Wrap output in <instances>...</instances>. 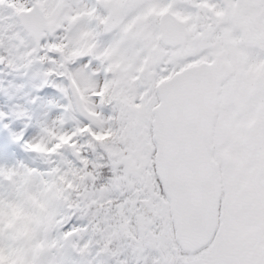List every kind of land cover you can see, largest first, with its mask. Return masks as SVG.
Wrapping results in <instances>:
<instances>
[{
  "label": "rangeland",
  "instance_id": "rangeland-1",
  "mask_svg": "<svg viewBox=\"0 0 264 264\" xmlns=\"http://www.w3.org/2000/svg\"><path fill=\"white\" fill-rule=\"evenodd\" d=\"M36 1L51 27L49 40L55 39L58 44H45L42 40L36 47L20 26L16 13L29 9L31 0H0V123L7 118L17 134L27 130L28 138L35 142L34 151L17 150L18 159L0 160L3 259L7 264L35 261L36 246L29 239L38 221L36 203L47 196L46 186L40 183V174L36 173L43 170L46 175V170L50 169L57 171L52 184L58 182V178L69 183V193L76 194L75 201L78 198L75 205L71 199L66 202V209L74 212L60 211L58 219L63 227L55 229L51 244L64 240V229L70 225H79L82 229L86 220L90 225L91 205L115 198L120 184L130 191L134 184L138 186L133 189L126 215L121 220L112 217L118 212L102 208L98 221L110 220L111 223L91 224L92 231L75 234L71 246L74 254L81 253V256L77 261L72 257L67 264H179L184 259L192 262L173 243L168 204L150 161L154 147L148 135L157 82L206 58L207 48L200 51L204 52L201 55L195 54L191 39L176 53L163 49L158 42L160 14L169 7L176 16L180 11L188 18L190 6L184 5L179 10L177 0ZM57 52H67L69 59L58 62ZM236 59L239 61H235L236 75L227 87L229 100L224 101L225 113L218 119L214 138V154L223 167L221 175L228 180L224 209L228 211L233 229L241 224H264V180L252 186L242 180L256 179L257 173L264 178V160L261 159L264 156L260 154L259 144L252 145V152L244 145V132L240 136L236 133L239 126L234 115L236 113L241 120V112L248 111L246 103H249V118L253 120L257 116L256 106L264 94L254 96L251 101L242 98L244 77L248 78L249 91L256 88L259 56L249 57L245 64L244 58ZM77 60L75 70L80 86L76 88L71 84L69 88L62 83L69 75L65 64H75L73 61ZM227 111L233 115L227 116ZM73 129L77 130L74 146L68 145ZM224 130L228 135L227 146L218 134ZM103 152L112 162L113 174L107 179L114 188L96 192L83 188L78 195L76 185L69 180V172L63 166L78 162L84 167ZM248 163H254V167H249ZM5 168L7 171L3 170ZM74 172L76 170L71 172V178ZM89 175L86 172L87 178ZM86 183L88 185V181ZM255 212L261 217L250 222L248 214ZM142 241L148 242L147 247L141 246ZM106 243L109 246L102 252L99 246ZM114 246L118 248L116 255V250H112ZM58 248L55 244L53 251L57 252ZM191 262L185 264H194Z\"/></svg>",
  "mask_w": 264,
  "mask_h": 264
},
{
  "label": "water",
  "instance_id": "water-1",
  "mask_svg": "<svg viewBox=\"0 0 264 264\" xmlns=\"http://www.w3.org/2000/svg\"><path fill=\"white\" fill-rule=\"evenodd\" d=\"M16 18L30 38L29 29L37 30L41 21L49 25L36 0H31L29 9L19 10ZM158 28L164 48L186 44V24L170 9L159 16ZM41 42L33 41L36 47ZM234 70L226 51H219L212 61L202 60L176 71L155 87L153 166L168 203L175 243L183 253L202 249L218 226L222 186L213 135L221 88Z\"/></svg>",
  "mask_w": 264,
  "mask_h": 264
},
{
  "label": "flooded vegetation",
  "instance_id": "flooded-vegetation-1",
  "mask_svg": "<svg viewBox=\"0 0 264 264\" xmlns=\"http://www.w3.org/2000/svg\"><path fill=\"white\" fill-rule=\"evenodd\" d=\"M177 1H178L177 5L179 10L183 9L184 5L190 6L188 8V12L191 15L188 16V18H185L180 11L177 16L179 19L183 20L186 24L188 30L187 42L190 39L194 42L195 48H193V51H195V54L201 55L202 53L207 51L206 54L204 55L206 58L204 57L203 58L206 61H212L219 51H226V55L230 60V62L233 64L235 69L233 76L230 77L222 85L221 92L219 95L218 115L215 124L214 135H213V143H214L215 134L217 133V126L219 124L218 119L221 117V115L225 113L223 111L224 101H226V99H228L227 97H229V95L227 96L228 94L227 87L230 85L231 83L230 81L236 75L237 66H238L236 65L235 62L237 60L236 58H240V57L244 58L245 59L244 64H245V62H248L246 60L249 57L253 59L254 57L259 56V63L257 64L259 65V72L257 74V79L254 84L256 88L255 90L249 91L247 88L248 78L244 77L243 83L245 88L243 90L242 99L244 101L247 100L251 101L252 99H254V96H257L259 94H264V0H177ZM167 9L170 8L168 7ZM190 25H192L193 27L190 28L189 27ZM221 41L222 44H218ZM206 44L207 46H205ZM184 48L185 45L183 47H177L174 49H170V48L167 49L163 48V49L172 51V53H176V51H182ZM205 48L207 49L204 52L200 53V51L204 50ZM251 61L252 60H250L249 63ZM237 62L239 61L237 60ZM167 77L168 76L162 77L161 80L166 79ZM159 82H157V84ZM155 87H154V94H155ZM224 94H226V96H224ZM155 103L157 104L156 95H155ZM246 104L248 107V111L243 113L241 112V120L238 117V115L234 113L237 121V125L239 126V128H237L238 130L236 131V133L240 136V134L244 132V138L242 136V141L244 145L249 148L248 150L250 152H252L251 150V147H253L252 145L256 146L257 144H259L260 154L264 156V97L261 99V102L256 106L257 116L253 120L249 118L250 110H251L249 103ZM227 113H229L227 114V116L233 115V112L231 111H227ZM152 114H153V108H152ZM147 119L148 118H146V121ZM151 122H150V126H151ZM218 134L221 137V140L224 141L225 146H227L228 135L226 134V130H224L223 132L221 131L220 133L218 132ZM148 135L149 136L152 135V127H150V130L148 131ZM214 152H215V147H214ZM215 158L217 159L216 156ZM261 159L262 161L264 160V158ZM248 166L254 167V163L253 164L248 163ZM259 167L255 168L256 173ZM220 170H221V174H223V167L221 164H220ZM257 176L258 178L256 179L247 177V178H243L242 180L243 182H246V184H249L250 186L259 185L261 184V180H264V178L261 177L259 173H257ZM231 180H235V179L232 178ZM226 181L228 182V180L224 177V175H221L222 194H221V201H220V208L218 215V226L216 232L217 233L221 232L223 228L227 226L231 230L230 232L231 235L247 236L256 233L258 229L264 227V224L256 223V224H248L246 226H244V224H241L240 227H235V229H233V226L231 225V221L229 220L230 216L228 214V211H225L224 209L225 199L227 196L226 190L228 185ZM248 216L250 222H254L260 219L261 214L255 212V214L251 213L248 214ZM174 245L176 244L174 243ZM209 247H211V245H209ZM206 253H207L206 248H202L199 251L192 254L183 253L181 251V254L184 257H188L192 259V262H194V264L197 260H200L204 255H206ZM184 260L185 261H180L179 264H185V262H191L187 259Z\"/></svg>",
  "mask_w": 264,
  "mask_h": 264
},
{
  "label": "trees",
  "instance_id": "trees-1",
  "mask_svg": "<svg viewBox=\"0 0 264 264\" xmlns=\"http://www.w3.org/2000/svg\"><path fill=\"white\" fill-rule=\"evenodd\" d=\"M90 156H92V154H90ZM99 156H94V162H87V165L84 167L78 162L63 166L69 172V180L72 179L73 183L76 185L78 195H80V193H82L84 189L89 192H96L100 189L114 188V186H110V181H108L107 179L113 174L112 162L110 161L108 154L105 152H103ZM150 161L151 163H153V159H151ZM74 170H76V172L73 173L74 175L71 178V172ZM46 171H48V174L46 175L43 174V170L39 171V173H36L37 175L40 174V183L46 186L47 196L36 203L38 204V221L36 230L33 231L32 238H30L29 240L32 241L36 246V249H34L36 254L35 261L43 260L45 264H67L69 260H72V257L73 261H77L81 256V253L74 254V247L71 246L73 238L71 240H66V238H64V240L56 241L55 244L59 247L57 252L53 251V247L55 246V244H51L50 242L55 229L61 227V221H59V219L56 217L59 215L61 210H65L67 208L68 205H66V202L68 200L71 199V201H74L75 205L77 204L76 202L78 198L76 197L77 200L75 201L76 194L69 193V183L61 182L58 178V182L54 181L52 184L51 181L55 179L54 177L57 171H52L50 169H47ZM86 172H89V178L85 176ZM28 181L32 183L31 178H29ZM87 181L88 185L86 183ZM122 185L124 184H120L119 186H117V190L115 192L119 194L115 198L106 199L104 202H99L96 205H91L93 206L91 207L93 210V215L90 217L91 224L95 225L97 223V225L100 224L102 226L103 224V226H105V224L111 223L110 220H107V223L106 221L104 222L102 220L98 221L99 212L103 213V210H101L102 208L108 209L110 212H118L117 215H112L113 218L118 217V219L121 220V218L126 215V209L129 206V199L131 198L133 189H137L138 186L134 184L130 188V191L128 188L124 189L123 187H121ZM118 196L121 197V200ZM85 212L86 211H84V214ZM87 222V220L84 221V226L82 225L84 228L78 229V233H86L92 231L91 224L89 225ZM85 226L87 227L85 228ZM143 244L145 245L143 246ZM147 244L148 242H141V246L143 247H147ZM108 246L109 243L101 244L99 248L102 252H104L106 251ZM112 250H116L114 253V255H116L118 248L114 246Z\"/></svg>",
  "mask_w": 264,
  "mask_h": 264
},
{
  "label": "snow or ice",
  "instance_id": "snow-or-ice-1",
  "mask_svg": "<svg viewBox=\"0 0 264 264\" xmlns=\"http://www.w3.org/2000/svg\"><path fill=\"white\" fill-rule=\"evenodd\" d=\"M29 11L31 12V9ZM32 15L34 17L38 16L39 12H33ZM29 31L31 32V39L33 41L44 40L50 31V25L41 21L37 30L32 31L29 29ZM68 38L71 39V34H69ZM48 43L52 44L51 41ZM56 55H59V52ZM77 61H73V63ZM65 78H68L70 83L75 85L76 88L80 86V77L76 70L72 72L70 69L69 75L63 79ZM73 90L75 91V88ZM60 139L63 140L64 137L61 136ZM76 139L77 130L73 129L69 134L68 145L74 146ZM34 143V141L28 138L27 130H21L17 134L16 130L7 123V118L4 119L3 123H0V160L18 159L17 150L21 152L34 151ZM3 170L7 171L6 168ZM0 179H2V176H0ZM69 211L74 212L75 210L65 209V214ZM57 218L59 217L57 216ZM68 219H71L70 215ZM78 229V225H70L64 229L63 236L66 240H71ZM230 232L231 230L227 226L219 233L213 230L212 236L202 246L207 249L206 255L197 260L195 264H264V227L258 229L256 233L247 236L231 235ZM3 256V250L0 249V264H7ZM33 264H45V262L38 260L34 261Z\"/></svg>",
  "mask_w": 264,
  "mask_h": 264
},
{
  "label": "clouds",
  "instance_id": "clouds-1",
  "mask_svg": "<svg viewBox=\"0 0 264 264\" xmlns=\"http://www.w3.org/2000/svg\"><path fill=\"white\" fill-rule=\"evenodd\" d=\"M44 41H45V44H48V42L50 41L48 35H47V37H45ZM51 42H52L53 44H58V43H59V41H57V40H55V39H52ZM68 59H69V55H68L67 52H65L64 54H59V55H57V60H58V62L63 63V62H65V61H67ZM78 64H79V61H77L75 64H72V63H66V64H65V70H66V71H69V70L71 69L72 72H74V71H75V66L78 65ZM62 83H64V84H65L67 87H69V88L72 87V85H71V83H70V80H69L68 78H65V79L62 81Z\"/></svg>",
  "mask_w": 264,
  "mask_h": 264
}]
</instances>
